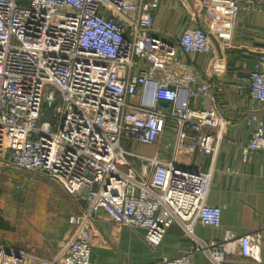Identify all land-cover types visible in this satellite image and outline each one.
<instances>
[{
  "label": "built area",
  "instance_id": "2783aa9c",
  "mask_svg": "<svg viewBox=\"0 0 264 264\" xmlns=\"http://www.w3.org/2000/svg\"><path fill=\"white\" fill-rule=\"evenodd\" d=\"M161 0H0V160L16 168L47 173L86 207L68 216L71 238L44 264H92L94 216H107L130 228H143L150 248L173 222H180L192 241L160 264H192L204 252L222 264L231 244L260 259V230L205 242L194 234L195 222L218 226L221 207L207 195L212 171L183 166L180 153L215 156L226 120L212 104L194 105L209 84L195 78L185 52H207L205 30L187 27L170 43L153 32V12ZM244 1L220 0L229 15H217L225 29L231 13ZM224 46H228L224 42ZM264 56L249 72L251 99L264 106ZM168 105H160V101ZM45 102H55L54 123L40 120ZM257 123L243 159L264 153V109L246 117ZM173 133L170 156L141 154L125 139L159 143ZM99 211V212H98ZM38 257L0 242V264H25ZM124 264V263H123Z\"/></svg>",
  "mask_w": 264,
  "mask_h": 264
},
{
  "label": "crops",
  "instance_id": "0c3cea01",
  "mask_svg": "<svg viewBox=\"0 0 264 264\" xmlns=\"http://www.w3.org/2000/svg\"><path fill=\"white\" fill-rule=\"evenodd\" d=\"M242 5L244 1L239 3L238 9L230 12L232 18L225 29H220L217 15H229L228 8L220 4V0H161L153 12L152 33L175 43L176 35L184 28L199 25L211 39L210 51L185 52L179 48L177 52L180 59L190 64L195 78L209 84L206 94L191 99V102L204 106L214 104L219 115L227 121L215 156L201 152L180 153L177 156V162L183 166L202 171L211 168L212 183L207 201L221 207L218 226L197 221L193 231L205 242L217 244L224 240L226 230L237 235L260 230L259 260L239 254L238 244H231L222 264H264V153L253 152L250 158L243 159L240 152V146L246 144L250 131L257 126L256 122L247 124L246 117L252 110L264 109L248 94L249 72L256 67L259 57L264 56V1H254L253 8ZM224 42L228 46H224ZM160 105L166 107L168 103ZM172 137L173 133L167 130L159 143L132 145L130 140L125 139V144L141 154L155 153L159 144L160 156L165 159L170 156ZM2 164L13 168V165L0 160ZM14 171L18 168L15 167ZM36 173L29 183H34L35 194L41 196V201L37 200V203L46 205L48 195L45 192L50 186L46 185L44 175H50L44 171ZM40 188L45 191L38 192ZM1 192L0 196H4ZM49 197L47 201L54 200ZM66 197L63 192V199L54 201L55 207L48 204L46 208H19L21 216L17 223L21 226L11 222V219H16L14 213L17 208H6V214L0 215V242L24 248L38 257L25 264H44L43 259L52 257L71 238L73 227L68 222V216L86 207L84 199L77 200L73 195L69 199ZM143 233V228L133 229L113 222L107 216H94L92 264H160L163 256L174 257L192 243L177 221L167 228L155 248L146 244ZM192 264L214 263L204 252H198L193 256Z\"/></svg>",
  "mask_w": 264,
  "mask_h": 264
},
{
  "label": "rangeland",
  "instance_id": "374dc122",
  "mask_svg": "<svg viewBox=\"0 0 264 264\" xmlns=\"http://www.w3.org/2000/svg\"><path fill=\"white\" fill-rule=\"evenodd\" d=\"M42 118L46 119L52 123L55 122L56 116L54 114V111H49L46 108L43 109L42 111ZM135 145V144H134ZM10 164V163H8ZM12 165V164H10ZM15 167L13 166L12 169H10L7 165L2 164L0 165V191L1 194H4V196H0V215L3 213L6 214V208H17L16 212L14 213L15 215V220L11 219V222L16 224L17 226H21L18 222L20 218V210L19 208H46V206L53 205L55 207L56 204H54V201H57L59 198L60 201L63 199V192L67 194L66 199H69L71 196L68 194L65 188L62 186L60 182H58L56 179H54L52 176H46L45 181L47 182L46 185L50 186L49 188H46L45 194L48 195V197L53 200V201H47L48 197L45 198L47 203H44L46 205H41L40 202L37 203L38 201H41L39 197L35 194V188H34V183H29L32 179L36 177V172L30 173V171L22 170L18 168V171H14ZM39 174V173H38ZM29 183V184H28ZM43 183V182H42ZM52 184H54L52 186ZM52 186V187H51ZM64 188V189H63ZM63 189V190H62ZM45 191L44 189L40 188L38 189V192ZM49 193V194H48ZM77 200L82 199L80 197H77L73 195ZM63 202H66L63 201ZM50 207V206H49ZM6 209V210H5ZM25 213H28L27 210H24ZM29 211H32L29 210ZM82 211V210H81ZM80 212V211H78ZM24 215V213H23ZM3 243H8V242H3ZM9 244V243H8ZM23 250L27 251L26 249L22 248ZM29 252V251H27ZM31 253V252H29ZM33 254V253H32Z\"/></svg>",
  "mask_w": 264,
  "mask_h": 264
},
{
  "label": "water",
  "instance_id": "95a60500",
  "mask_svg": "<svg viewBox=\"0 0 264 264\" xmlns=\"http://www.w3.org/2000/svg\"><path fill=\"white\" fill-rule=\"evenodd\" d=\"M54 103L55 102H51V103H47V102H45L44 104H45V106H46V109L47 110H49V111H53V105H54ZM160 103L161 104H163V105H167V101H163V100H161L160 101ZM55 114V113H54ZM40 120H42V121H44V120H46V119H43L42 118V114L40 115ZM48 121V120H47ZM50 122V121H49ZM50 123H52V122H50ZM44 172H47V170H43ZM99 212V211H98Z\"/></svg>",
  "mask_w": 264,
  "mask_h": 264
}]
</instances>
